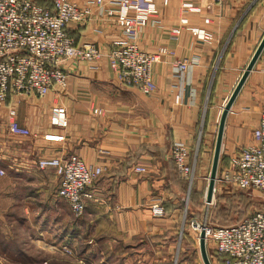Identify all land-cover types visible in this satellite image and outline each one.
Wrapping results in <instances>:
<instances>
[{
  "label": "crops",
  "instance_id": "0c3cea01",
  "mask_svg": "<svg viewBox=\"0 0 264 264\" xmlns=\"http://www.w3.org/2000/svg\"><path fill=\"white\" fill-rule=\"evenodd\" d=\"M181 2L152 0L156 22L137 37L142 49L173 51L154 63L157 87L152 93L121 84L106 57L67 59L61 63L67 73L64 86L55 83L43 96L12 94L0 106V264H47L51 256L34 258L31 249L50 243L67 251L63 246L72 249L84 232L91 249L101 245L99 251L76 256L88 264H203L199 249L186 250L191 233L180 230L182 238L177 236L188 179L177 171L171 146L182 142L192 150L198 143L202 148L192 182L201 190L221 109L264 33V0H225L183 12L190 24L205 28L210 42L184 28L171 34L179 25ZM69 28L76 42L90 40L102 47L125 37L113 18L99 13L86 22H70ZM177 59L194 60L182 95L174 76ZM56 104L66 108V127L49 121ZM263 105L264 48L227 114L221 155L229 157L252 142ZM9 106L28 135L9 132ZM71 153L103 167L78 216L57 195L54 168L36 165L42 156ZM137 165L143 170L137 171ZM155 203L163 205V215L151 211ZM210 260L219 264L215 256Z\"/></svg>",
  "mask_w": 264,
  "mask_h": 264
},
{
  "label": "built area",
  "instance_id": "2783aa9c",
  "mask_svg": "<svg viewBox=\"0 0 264 264\" xmlns=\"http://www.w3.org/2000/svg\"><path fill=\"white\" fill-rule=\"evenodd\" d=\"M225 0H182L179 25L170 29L178 35L184 28L197 38L210 42L204 27L192 25L183 12H199ZM152 0H0V106L7 104L12 94L43 96L55 84L64 86L67 73L64 60L96 62L106 57L116 79L123 85L136 87L144 94L156 89L153 65L171 49L158 47L142 49L137 41L140 31L156 22ZM99 13L113 18L122 27L124 38L102 47L94 41L76 42L69 28L70 22H86ZM194 60L177 59L174 76L179 95H182L187 73ZM8 130L16 135H28L29 129L16 118V109L8 107ZM49 121L57 127L68 123L66 108L61 104L51 107ZM252 142L243 145L228 157L226 165L216 172L217 184L238 189L258 190L264 202V105L259 120L252 130ZM171 157L179 173L192 182L197 162L190 149L182 142L171 146ZM39 168L53 167L59 176L57 195L72 213L81 215L86 200L92 197L88 188L103 172L101 165H90L71 153L66 157L42 156L36 160ZM137 171L143 167L137 165ZM155 215H163L161 203L151 206ZM190 227L199 235L203 229L206 244L213 242L214 256L219 264H264V204L227 225H213L208 220L190 221Z\"/></svg>",
  "mask_w": 264,
  "mask_h": 264
},
{
  "label": "rangeland",
  "instance_id": "374dc122",
  "mask_svg": "<svg viewBox=\"0 0 264 264\" xmlns=\"http://www.w3.org/2000/svg\"><path fill=\"white\" fill-rule=\"evenodd\" d=\"M200 120H201L200 125L201 126L204 125L205 116L202 115ZM204 134L205 133L203 131L201 133V136ZM196 150H197V154H198V150L199 151L202 150V148H199L198 143L194 149L190 150L191 157H194ZM212 151H213V142L211 141L210 149L207 152L208 156L206 157L207 159L205 161L206 162L205 176L207 179L211 165ZM207 179H204V185L202 189L199 191H196L194 189L195 187L193 185L194 183H192L193 181L192 182L188 181L187 183L188 192L184 198L185 206L183 207L182 217L181 220L179 221L180 224H178L179 226L178 232L180 230H183L184 233H189V234L191 233V238H189L190 241L189 245L188 247H186L187 251H192V250L198 251V235L196 234V232L195 233L192 232L189 223L192 219H196L200 221L202 219L201 211L203 206L206 205L205 190L207 186ZM62 201L65 202L64 200ZM191 201L193 203V208L190 204ZM263 204L264 202L258 190L238 189L230 185L217 184L215 190L213 191L212 200L208 204V206L211 209L208 222H210L213 225H223V223H228V222H229L228 224L234 223L240 220L245 215L252 212L253 210H255L256 208L261 207ZM207 212L208 211L206 209L203 218H205L206 215H208ZM180 232L178 233L177 236L182 238ZM48 234L50 235V237L52 236L50 232ZM87 234L88 232H84L77 239V244H74V247L72 249L68 245H64L63 247H65L67 251L64 249H60L59 246H57L56 244L45 243L42 244L43 247H39L35 251L31 249V253H32L31 256L34 258L42 257V256H46V257L51 256L49 258L50 260L47 261V264H82V263L88 264V260H80L77 259L76 256L81 251L85 254L89 253V251L91 250L99 251L101 250V245L97 246L98 248H96L95 246L94 248L91 249L87 242L88 240ZM206 245H207V251L209 257L212 258V260L214 261L213 242L209 239ZM25 250H27L26 247ZM79 261H82V263H79Z\"/></svg>",
  "mask_w": 264,
  "mask_h": 264
},
{
  "label": "water",
  "instance_id": "95a60500",
  "mask_svg": "<svg viewBox=\"0 0 264 264\" xmlns=\"http://www.w3.org/2000/svg\"><path fill=\"white\" fill-rule=\"evenodd\" d=\"M264 48V33L257 44L256 48L254 49V52L252 53L249 61L247 62L244 70L242 71L238 81L234 85L230 95L228 96L227 100L225 101L220 115L218 119V124H217V131H216V136H215V141H214V146H213V151H212V159H211V165H210V170L208 174V179H207V186L205 190V203L206 205L203 206L201 214H202V219L201 220H208L209 215H210V207L208 204L211 202L212 197H213V191H214V185H215V177H216V172L218 169L219 165V160H220V155H221V146H222V138H223V130H224V125H225V120L227 117V114L231 108V105L237 96L238 92L240 91L243 83L245 82L246 77L248 76L250 70L253 68L257 58L259 57L261 51ZM207 209V214L205 218H203V215L205 213V210ZM198 249L200 253V257L202 260L203 264H212L208 251H207V245H206V239H205V232L202 229L199 232L198 235Z\"/></svg>",
  "mask_w": 264,
  "mask_h": 264
},
{
  "label": "trees",
  "instance_id": "16d2710c",
  "mask_svg": "<svg viewBox=\"0 0 264 264\" xmlns=\"http://www.w3.org/2000/svg\"><path fill=\"white\" fill-rule=\"evenodd\" d=\"M37 2L39 3H44V0H36ZM227 160H228V157L224 156V155H221L220 157V161H219V167H223L224 165H226L227 163ZM164 208V207H163ZM229 223V222H228ZM228 223H223V225H227ZM231 224V223H230ZM186 233L183 232L182 235H184Z\"/></svg>",
  "mask_w": 264,
  "mask_h": 264
}]
</instances>
